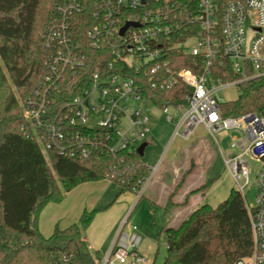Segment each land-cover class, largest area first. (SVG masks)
I'll return each instance as SVG.
<instances>
[{
  "label": "trees",
  "instance_id": "1",
  "mask_svg": "<svg viewBox=\"0 0 264 264\" xmlns=\"http://www.w3.org/2000/svg\"><path fill=\"white\" fill-rule=\"evenodd\" d=\"M179 1L185 4L193 0ZM214 1L222 9L231 0ZM72 4L77 6L71 13L69 9L64 14V9ZM187 5L193 7V3ZM63 17L75 31L86 61L74 72L75 75L67 69L62 76L56 77L46 64L51 51L46 47L43 35L48 26ZM94 19L96 21L97 18L92 0H0V149L7 140H21L20 143L28 148L38 143L25 111L29 100L38 102L44 99L47 112L42 118L46 122H57L63 133L60 139L63 156L75 163L73 170H67L61 178L72 183L109 179L120 188L116 197L130 191L142 198L154 179V176L150 177L151 166L143 155L137 149L118 146L117 137L111 130L71 124L69 113L64 109L97 69L105 74L121 70L122 64L117 65L116 71L108 70L109 63L114 60L112 54L91 44L87 30L92 27ZM203 65L204 60L200 56L176 50L172 53V71L181 68L198 70ZM215 69L225 82L236 77L230 69L226 75L224 68L216 66ZM124 72L132 76L138 73L131 67L125 68ZM140 82L143 98L157 107L168 103L186 104V94L191 91L185 83L162 90L153 88L147 77ZM240 90L237 99L221 103L222 114L239 116L254 111L264 115V76L243 81ZM30 152L34 155V162L43 160V155L35 147ZM22 162L28 167L27 158ZM187 175L163 203L162 231L167 237V247L162 264H233L238 258L251 254V219L245 198L236 188H232L228 197L217 206L202 202L177 224H171L175 208L187 205L193 195L204 192L214 182L210 179L192 188L184 200L178 202L175 198ZM6 180V177L0 179V264H57L61 261L65 264H100V255L89 247L84 235L96 214L105 207L85 209L77 222L64 228L56 225L52 234L46 236L38 225L39 214L49 201L62 196L55 186L52 171L48 172L47 190L37 194L33 192L30 204L19 216L17 210L9 212L3 198L13 185ZM147 181L146 188L142 190ZM25 214L26 223L21 224Z\"/></svg>",
  "mask_w": 264,
  "mask_h": 264
},
{
  "label": "built area",
  "instance_id": "2",
  "mask_svg": "<svg viewBox=\"0 0 264 264\" xmlns=\"http://www.w3.org/2000/svg\"><path fill=\"white\" fill-rule=\"evenodd\" d=\"M93 25L87 30L95 48L110 51L114 60L103 73L96 70L82 91L65 104L68 120L73 125L111 130L121 148L137 149L151 132L150 117L142 106L157 107L142 96L140 80L147 77L153 88L170 90L180 83L191 87L186 104H166L158 107L173 124L172 136L190 139L199 126L211 133L224 128H241L245 137H232V146L242 152L226 165L243 196L249 183L250 169L244 156L251 153L262 161L257 175L255 204L246 203L251 219L253 250L233 264H264V115L254 111L239 116H224L221 103L225 100L218 91L225 86L241 85L243 81L264 76V0H231L220 9L214 0H193L183 4L179 0H92ZM193 3V7L187 4ZM77 5L64 9V14ZM130 25L122 33V28ZM50 48L46 62L52 75L60 77L65 70L74 73L86 58L81 44L66 17L48 26L43 35ZM197 40L190 47L189 39ZM200 56L202 69H171L173 51ZM196 65V64H195ZM232 71L236 77L224 81L218 69ZM136 68L135 76L125 68ZM220 71V70H219ZM222 71V72H223ZM47 79L50 77L46 76ZM45 100H29L25 116L32 121L38 141L47 150L64 155L60 145L61 129L55 120L46 122ZM63 121V119H61ZM159 165L151 167V176ZM244 181L241 183V181ZM148 181L143 186L146 188ZM245 198V196H244ZM123 224L103 264H146L140 251L144 240L139 232L125 231ZM57 264H65L61 261Z\"/></svg>",
  "mask_w": 264,
  "mask_h": 264
},
{
  "label": "rangeland",
  "instance_id": "3",
  "mask_svg": "<svg viewBox=\"0 0 264 264\" xmlns=\"http://www.w3.org/2000/svg\"><path fill=\"white\" fill-rule=\"evenodd\" d=\"M196 44L197 40L189 39L188 45L190 47ZM240 91V86L233 84L220 89L218 96L224 100H235L239 97ZM138 106H142L146 110L150 117L149 125L151 127L150 134L141 142H147L143 157L151 167L159 165L158 171L143 197L141 198L135 192L127 191L113 202L120 188H114L110 180L84 182L77 185L70 195L66 194V198L59 202L61 203L60 206L55 208V205H51L41 212V229L45 235L49 236L52 234L57 221L62 225L67 220H70L68 222L73 221L75 219L72 217L75 212L73 210L75 205H78L80 215L85 207L92 209L113 202L111 204V206L114 205L113 212L116 211L115 214L122 215L117 223L118 230L126 222L125 231L141 233L144 238L141 248L146 250L148 264H162L166 256L167 239L165 232L162 231L164 224L162 203L166 201L168 196L163 193V183L167 184L168 190H170L182 181L186 174H188L186 181L188 180L189 184L192 183L190 185L192 188L202 185L207 180L214 179L213 184L204 192L199 193L198 196L204 198V202L217 206L228 197L232 188H238L225 159H230L242 152L240 147L232 146V137L241 140L245 137V133L241 128H224L213 134L206 127H200L198 131H195V137H198L195 140L196 143L193 141L195 138L188 140L186 147L171 160L178 144V139L171 141L172 123L166 121L162 109L154 106L146 107L143 103L135 104V107ZM26 119L28 124L32 126V121ZM20 142L21 140L4 141L0 149V179L3 180V177H6V183L10 181L13 184L3 198L7 202L9 212L14 213L17 210V216L25 206L30 204L33 192L37 194L47 190L49 170L52 171L55 186L63 192L71 181L63 180L61 177L67 170H73L75 164L56 151L45 149L40 141L35 145L31 144V148L25 147ZM34 147L43 155L42 161L34 162V155L30 152ZM25 156L29 164L28 167L22 162L26 159ZM244 158L248 161L250 169L249 183L245 187L244 196L247 203L255 204L257 175L262 166V161L251 153H247ZM1 167L3 168L1 169ZM177 167H180V170L175 173ZM243 182L242 180L241 183ZM43 185H45L44 188ZM67 195L74 206L67 204L69 202ZM124 210L125 213L122 214ZM107 211L109 210L104 209L99 212L96 220L85 231V235L104 241L101 246L102 252L108 251V240L105 235L110 229V222L107 220L109 216ZM54 216H58V219L54 220ZM103 259L104 257L101 256L100 264H103Z\"/></svg>",
  "mask_w": 264,
  "mask_h": 264
},
{
  "label": "crops",
  "instance_id": "4",
  "mask_svg": "<svg viewBox=\"0 0 264 264\" xmlns=\"http://www.w3.org/2000/svg\"><path fill=\"white\" fill-rule=\"evenodd\" d=\"M166 119V118H165ZM167 121V120H166ZM169 122V121H168ZM200 127H203V128H205L204 126H199V127H197L196 129H195V131H198V129H200ZM172 132H173V124H172ZM194 131V134H193V136L190 138V139H188L189 141L191 140V139H194L193 141L196 143V138H198V137H195V132ZM173 139H174V141L176 140V139H178V144H177V146L175 147V149H174V153H173V155L174 156H172L171 157V160H173L174 158H175V156H176V154L178 153V152H180L184 147H186V144H187V142H188V140H185V139H182V138H180V137H175V138H173V136H172V138H171V141H173ZM193 141H191V142H193ZM189 144H191V143H189ZM146 149V148H145ZM176 170H175V172L177 171L178 172V168H175ZM157 173V172H156ZM156 175V174H155ZM154 175V176H155ZM99 180H104V179H99ZM99 180H96V179H87V180H81V181H79V182H77V183H72V181L70 182V184L64 189V191L63 192H61L62 193V196L61 197H59V199H55V200H52V201H49L44 207H43V209L41 210V212H43L46 208H48L49 206H51V205H55V208H56V206H60V204L61 203H59V202H61L64 198H66V194H68V195H70V193L72 192V190L77 186V185H79V184H82V183H84V182H94V181H99ZM109 180V179H108ZM112 182V181H111ZM187 183V184H186ZM113 184V183H112ZM192 183H190L189 184V182H188V180L187 181H185V184H183V186H182V188H181V190H180V192H179V194L176 196V200L178 201V202H181V201H183L184 200V198H185V195L192 189V187L190 186ZM113 186H114V184H113ZM114 188H116L115 186H114ZM162 188H163V193L164 194H166V195H168L171 191H172V189L173 188H170V190H168V186H167V184H165V183H163V186H162ZM60 190V189H59ZM61 191V190H60ZM68 195H67V198H68V200H69V202L67 203L68 205H71V206H74V205H72V203L73 202H70V197H68ZM122 195V194H121ZM121 195H119V196H115V198H114V200H113V202H115ZM205 200H204V198H200L199 196H198V194H196V195H193L191 198H190V200H189V202H188V204L187 205H183V206H179V207H177V208H175L174 210H173V216H172V220H171V224L172 225H174L175 223H178V221H180L181 219H182V217H184L185 215H187L190 211H192L196 206H198L199 204H201L202 202H204ZM112 202V203H113ZM111 203V204H112ZM164 203V202H163ZM162 203V204H163ZM111 204H108V205H102L101 207H105V208H102L99 212H101L102 210H106V209H108L109 211H107V212H109V216L107 217V220L110 222V229L106 232V235H105V237H107V240H108V251H105V252H102V250H101V246H102V244H103V240H97V239H93L91 236H89V235H84V237H85V240H86V242L88 243V245H89V247L93 250V251H95V252H97L99 255H100V258H101V256L102 257H104L109 251H110V249H111V247H112V245H113V243H114V241H115V239H116V236H117V234H118V232H119V230H118V222H119V219H120V217L122 216V215H117V214H115L116 213V211L115 212H113V210H114V205L113 206H111ZM97 207H99V206H96V207H94V208H97ZM85 209H88L87 207H85L84 209H83V211L85 210ZM93 209V208H92ZM75 212L73 213V216L72 217H74L73 219V221H71V222H68V221H70V220H67V222H65V224H60V222L59 221H57L56 223H55V225H54V228H55V226L56 225H59V227H61V228H64V227H66V226H68V225H70V224H72V223H74V222H77L78 220H79V218H80V215L82 214V212H81V214L79 215V208H78V205L76 206L75 205V208L73 209ZM125 210H126V208H125ZM125 210L122 212V214H124L125 213ZM41 212H40V214H39V218H38V225H39V228H40V230L42 231V229H41V221H42V219L40 218V215H41ZM78 212V213H77ZM99 212L96 214V216H95V218H94V220L92 221V223H91V225L93 224V222L96 220V218H97V216L99 215ZM116 215V216H115ZM114 217V218H113ZM26 219H27V217H26V214L24 215V221L21 223V224H24V223H26ZM58 219V216H54V220H57ZM72 220V219H71ZM115 228H114V227ZM89 228V227H88ZM87 228V229H88ZM86 229V230H87ZM43 232V231H42ZM47 236V235H46ZM166 247H167V244H166ZM140 251L146 256V257H148L147 256V253L145 252L146 250H144V249H142L141 247H140ZM148 259V258H147ZM147 264H148V262H147Z\"/></svg>",
  "mask_w": 264,
  "mask_h": 264
},
{
  "label": "water",
  "instance_id": "5",
  "mask_svg": "<svg viewBox=\"0 0 264 264\" xmlns=\"http://www.w3.org/2000/svg\"><path fill=\"white\" fill-rule=\"evenodd\" d=\"M130 25V23H127L123 28H122V33L125 31V29ZM147 146V142H143L140 144V146L137 148V151L141 154L144 155L145 153V148Z\"/></svg>",
  "mask_w": 264,
  "mask_h": 264
}]
</instances>
